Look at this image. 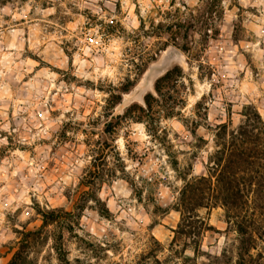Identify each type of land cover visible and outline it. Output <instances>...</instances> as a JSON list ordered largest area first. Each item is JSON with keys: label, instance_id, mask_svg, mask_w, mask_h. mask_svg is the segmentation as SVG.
I'll return each mask as SVG.
<instances>
[{"label": "rangeland", "instance_id": "rangeland-1", "mask_svg": "<svg viewBox=\"0 0 264 264\" xmlns=\"http://www.w3.org/2000/svg\"><path fill=\"white\" fill-rule=\"evenodd\" d=\"M172 47L184 62L139 97ZM254 108L264 120V0H0V264L29 231L18 264H61L60 247L68 264H236L210 196L198 237L176 230Z\"/></svg>", "mask_w": 264, "mask_h": 264}, {"label": "trees", "instance_id": "trees-1", "mask_svg": "<svg viewBox=\"0 0 264 264\" xmlns=\"http://www.w3.org/2000/svg\"><path fill=\"white\" fill-rule=\"evenodd\" d=\"M250 110L245 114V122L229 133L226 149H220L217 144L216 154L221 157L215 163V174L201 177L185 187L181 199L182 219L176 230L178 237H198L201 222L195 210L202 207L201 202L210 196L212 203L225 209L229 223L239 235L236 264H264V120L255 108ZM221 128L218 138L224 139L227 128ZM40 214L43 227L64 220L57 211ZM40 235L38 231L22 232L19 249L10 264L22 262L24 254ZM57 254L61 264H68L62 257V247ZM218 260L220 258L209 264H216Z\"/></svg>", "mask_w": 264, "mask_h": 264}, {"label": "water", "instance_id": "water-1", "mask_svg": "<svg viewBox=\"0 0 264 264\" xmlns=\"http://www.w3.org/2000/svg\"><path fill=\"white\" fill-rule=\"evenodd\" d=\"M183 62H184L183 52L174 47L169 48L165 52L160 63L153 65L148 70L142 85L139 87L137 91L139 97H142L143 93L151 89L154 80L159 76L163 75L164 73H166L174 63H183Z\"/></svg>", "mask_w": 264, "mask_h": 264}, {"label": "clouds", "instance_id": "clouds-1", "mask_svg": "<svg viewBox=\"0 0 264 264\" xmlns=\"http://www.w3.org/2000/svg\"><path fill=\"white\" fill-rule=\"evenodd\" d=\"M246 6H247V5H246ZM4 11L7 12L8 9H4ZM61 119H63V117H61ZM77 119H79V117H78ZM138 127H139V130L141 131V133H143V126L141 125V126H138ZM78 138H79V139H83V136H80V137H78ZM145 139H147V137H145ZM0 143H7V141H6V140H5V141H0ZM118 143H119V145H120V150H121V152L123 153V141H122V140H121V141H118ZM89 159H90V158H89ZM79 163H80V166L83 167L84 164L86 163V161H81V162H79ZM128 163H129V170H131L133 167H135V165H132L130 161H129ZM198 170H199V169H198ZM146 174H147V173H145V175H146ZM169 175H172V174L169 173ZM123 195L127 196V195H130V193H128V192H124ZM133 214H135V213L133 212ZM27 216H28V212L26 211V212L24 213V215L21 217V219H26ZM122 218H123V217H122Z\"/></svg>", "mask_w": 264, "mask_h": 264}]
</instances>
